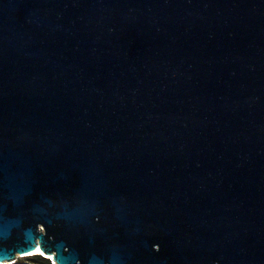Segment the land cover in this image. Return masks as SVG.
<instances>
[{"label": "water", "instance_id": "water-1", "mask_svg": "<svg viewBox=\"0 0 264 264\" xmlns=\"http://www.w3.org/2000/svg\"><path fill=\"white\" fill-rule=\"evenodd\" d=\"M264 264V0H0V264Z\"/></svg>", "mask_w": 264, "mask_h": 264}, {"label": "trees", "instance_id": "trees-1", "mask_svg": "<svg viewBox=\"0 0 264 264\" xmlns=\"http://www.w3.org/2000/svg\"><path fill=\"white\" fill-rule=\"evenodd\" d=\"M19 261L25 264H53L49 258H46L41 254H33L31 256L23 257Z\"/></svg>", "mask_w": 264, "mask_h": 264}, {"label": "built area", "instance_id": "built-area-1", "mask_svg": "<svg viewBox=\"0 0 264 264\" xmlns=\"http://www.w3.org/2000/svg\"><path fill=\"white\" fill-rule=\"evenodd\" d=\"M34 253H30L28 255H25V256H18L15 260H12V261H8V262H5L3 264H25V263H21L19 260L23 257H27V256H31L33 255Z\"/></svg>", "mask_w": 264, "mask_h": 264}, {"label": "bare ground", "instance_id": "bare-ground-1", "mask_svg": "<svg viewBox=\"0 0 264 264\" xmlns=\"http://www.w3.org/2000/svg\"><path fill=\"white\" fill-rule=\"evenodd\" d=\"M33 253H40V252L37 251V252H33Z\"/></svg>", "mask_w": 264, "mask_h": 264}, {"label": "rangeland", "instance_id": "rangeland-1", "mask_svg": "<svg viewBox=\"0 0 264 264\" xmlns=\"http://www.w3.org/2000/svg\"><path fill=\"white\" fill-rule=\"evenodd\" d=\"M52 262V261H51Z\"/></svg>", "mask_w": 264, "mask_h": 264}]
</instances>
